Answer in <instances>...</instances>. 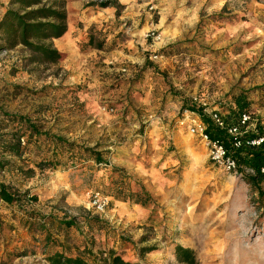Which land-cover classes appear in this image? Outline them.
Listing matches in <instances>:
<instances>
[{"label": "rangeland", "instance_id": "obj_1", "mask_svg": "<svg viewBox=\"0 0 264 264\" xmlns=\"http://www.w3.org/2000/svg\"><path fill=\"white\" fill-rule=\"evenodd\" d=\"M45 1L65 7L67 33L52 41L60 59L35 62L21 45L0 50V109L104 152V164L58 148L62 165H38L54 160L53 143L32 139L18 166L35 174L0 172L20 197L13 207L0 201V264H46L44 235L19 221L24 212L76 217L65 236L48 227L67 254L87 246L182 264L181 246L197 264H264V197L246 180L252 171H224L190 132L194 118L212 122L209 112L233 123L228 107L239 94L264 120V0ZM8 7L16 8L0 0V18ZM121 179L152 201L115 198ZM95 191L107 200L102 210L92 206Z\"/></svg>", "mask_w": 264, "mask_h": 264}, {"label": "trees", "instance_id": "obj_2", "mask_svg": "<svg viewBox=\"0 0 264 264\" xmlns=\"http://www.w3.org/2000/svg\"><path fill=\"white\" fill-rule=\"evenodd\" d=\"M10 3L15 5L16 8L8 7L0 18V50H7L21 45L37 55L33 61L56 64L60 59V52L53 46L52 41L60 39L67 32V16L64 4L62 2L50 4L44 2V0H10ZM93 39L94 37L90 36L88 43H92L94 47L99 48L101 44H94ZM146 66L153 67L156 70L151 62L147 61ZM231 104L234 105V109L229 106L228 114L234 117L233 120L235 121L233 123H237L238 114L248 112L250 103L246 101L242 94H239L231 101ZM197 111L202 116V110L197 109ZM224 120L228 123L227 118ZM18 124L22 125L21 130L15 126ZM206 132L210 138H219L223 141L228 151L236 157L240 167L252 171L246 176V180L258 191L259 198L262 200L264 193L260 191L259 184L264 181V173L261 172V168L264 167V142L259 145H242L235 148L232 145V137L225 129L215 126L213 122L206 123ZM249 136H252V134L242 135L240 138L244 140ZM42 137L53 143L51 152L54 160H41L38 165L45 164L53 169L62 165L63 163L57 160L55 156L58 148L67 151L71 157L75 155L73 154L75 148L80 149L81 153L95 163L104 164V152L96 151L94 147L76 145L61 136L50 134L48 131L43 132L27 118L16 114H8L0 109V172L20 171L28 175L35 174L34 168L26 165L18 166V163L25 164L27 162L28 159L24 154L32 139L39 141ZM104 166L107 167V164ZM112 171L122 173L120 169L114 167ZM113 183L121 186L114 190L113 196L115 198L130 199L142 206L147 201H152L150 194L141 186H139V190L131 191L128 187H124L123 179L115 180ZM32 199L35 200L36 198L33 197ZM0 201L10 207L18 203L20 197L12 191L11 186L0 181ZM24 213L26 216L21 217L19 221L27 226L30 231L35 229L44 235L43 239L39 240L44 251L46 264H141L140 262L128 261L120 253L111 249L94 252L91 248L84 246L82 250L78 248L76 254H67L62 242H59L57 237L50 234L48 227L54 229L59 235L65 236L69 228L75 226L76 217L57 220L50 215L39 218L34 213ZM29 219L33 220L30 222ZM175 255L176 259L182 264H197L195 255L190 248L176 246Z\"/></svg>", "mask_w": 264, "mask_h": 264}, {"label": "built area", "instance_id": "obj_3", "mask_svg": "<svg viewBox=\"0 0 264 264\" xmlns=\"http://www.w3.org/2000/svg\"><path fill=\"white\" fill-rule=\"evenodd\" d=\"M204 111V109H203ZM208 112V110H205ZM209 118L215 126L225 129L232 137V145L238 148L242 145H259L264 142V120L252 112H240L237 123H226L219 112H209ZM190 132L197 135L207 149L208 158L226 172L236 173L240 165L236 157L228 151L223 141L219 138L212 139L206 132V125L198 119H192ZM250 132L252 136L241 140V136ZM264 173V167L261 168ZM107 200L103 199L98 191L92 195V206L102 210Z\"/></svg>", "mask_w": 264, "mask_h": 264}, {"label": "crops", "instance_id": "obj_4", "mask_svg": "<svg viewBox=\"0 0 264 264\" xmlns=\"http://www.w3.org/2000/svg\"><path fill=\"white\" fill-rule=\"evenodd\" d=\"M66 33H67V32H66ZM66 33H65V34H66ZM65 34H64L63 36H65ZM63 36H62L61 38H63ZM61 38H60V39H61ZM60 39H58V41H61ZM54 40H55V39H54ZM56 40H57V39H56ZM42 237H43V236H42Z\"/></svg>", "mask_w": 264, "mask_h": 264}]
</instances>
